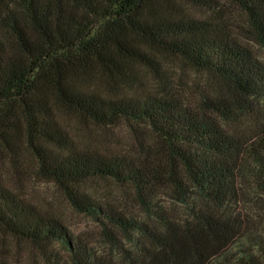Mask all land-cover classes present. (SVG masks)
<instances>
[{
    "label": "trees",
    "instance_id": "trees-1",
    "mask_svg": "<svg viewBox=\"0 0 264 264\" xmlns=\"http://www.w3.org/2000/svg\"><path fill=\"white\" fill-rule=\"evenodd\" d=\"M232 1L264 46V0ZM224 10L0 0V230L48 264H264V61L227 33ZM170 59L218 81L187 95ZM34 179L55 183L108 250L30 201Z\"/></svg>",
    "mask_w": 264,
    "mask_h": 264
},
{
    "label": "rangeland",
    "instance_id": "rangeland-1",
    "mask_svg": "<svg viewBox=\"0 0 264 264\" xmlns=\"http://www.w3.org/2000/svg\"><path fill=\"white\" fill-rule=\"evenodd\" d=\"M221 5L225 9L224 12L228 21L227 33L230 36L241 38L242 42L251 46L258 57L264 61V46L251 40L245 31V27H250L247 25L245 14L232 0H221ZM167 66L172 72V80L187 95L189 93L191 95L199 94L209 83L218 81L209 73L200 72L180 60L170 59ZM70 127L72 136L78 142L84 143L89 140L86 133L82 132L72 120H70ZM99 131L96 128L94 133L99 136ZM109 187L110 190L107 193L105 189H100L102 191L100 194L106 193L112 196L114 193L113 200L121 197L122 192L117 185L114 184ZM22 192L30 201L61 216L73 232L89 235L93 246L99 251L106 252L108 250L105 240L99 234L100 230L97 228V224L87 216L73 211L61 189L55 183L34 179L31 182L28 181L27 187ZM251 211L255 216L254 220H260V211L255 208ZM39 250V247L29 242L16 240L0 230V264H48L47 258H44ZM61 252L63 251L61 250ZM63 254L68 256L65 252Z\"/></svg>",
    "mask_w": 264,
    "mask_h": 264
}]
</instances>
